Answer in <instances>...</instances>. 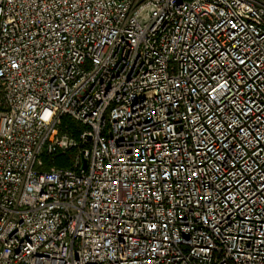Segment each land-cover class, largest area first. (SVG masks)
Here are the masks:
<instances>
[{
  "label": "built area",
  "instance_id": "built-area-1",
  "mask_svg": "<svg viewBox=\"0 0 264 264\" xmlns=\"http://www.w3.org/2000/svg\"><path fill=\"white\" fill-rule=\"evenodd\" d=\"M0 264H264V0H0Z\"/></svg>",
  "mask_w": 264,
  "mask_h": 264
},
{
  "label": "trees",
  "instance_id": "trees-1",
  "mask_svg": "<svg viewBox=\"0 0 264 264\" xmlns=\"http://www.w3.org/2000/svg\"><path fill=\"white\" fill-rule=\"evenodd\" d=\"M56 164L59 167H65L66 166V162L64 160H61V159H57Z\"/></svg>",
  "mask_w": 264,
  "mask_h": 264
},
{
  "label": "rangeland",
  "instance_id": "rangeland-1",
  "mask_svg": "<svg viewBox=\"0 0 264 264\" xmlns=\"http://www.w3.org/2000/svg\"><path fill=\"white\" fill-rule=\"evenodd\" d=\"M61 160H63V159H61ZM56 161H57V159H56ZM56 163V162H55Z\"/></svg>",
  "mask_w": 264,
  "mask_h": 264
},
{
  "label": "water",
  "instance_id": "water-1",
  "mask_svg": "<svg viewBox=\"0 0 264 264\" xmlns=\"http://www.w3.org/2000/svg\"><path fill=\"white\" fill-rule=\"evenodd\" d=\"M84 167H85V162H84Z\"/></svg>",
  "mask_w": 264,
  "mask_h": 264
}]
</instances>
